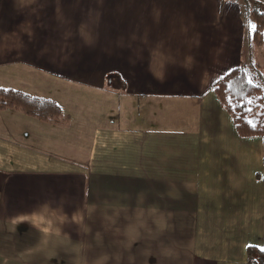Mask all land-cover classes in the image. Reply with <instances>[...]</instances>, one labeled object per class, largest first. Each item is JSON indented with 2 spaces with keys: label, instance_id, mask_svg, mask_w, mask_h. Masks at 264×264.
Returning <instances> with one entry per match:
<instances>
[{
  "label": "crops",
  "instance_id": "0c3cea01",
  "mask_svg": "<svg viewBox=\"0 0 264 264\" xmlns=\"http://www.w3.org/2000/svg\"><path fill=\"white\" fill-rule=\"evenodd\" d=\"M245 49L234 0H0V86L71 116L0 109V264H255L264 140L211 89Z\"/></svg>",
  "mask_w": 264,
  "mask_h": 264
},
{
  "label": "trees",
  "instance_id": "16d2710c",
  "mask_svg": "<svg viewBox=\"0 0 264 264\" xmlns=\"http://www.w3.org/2000/svg\"><path fill=\"white\" fill-rule=\"evenodd\" d=\"M234 1L240 6L245 29L246 60L219 78L211 89L231 114L238 135L264 139V67L251 56L253 48L264 47V2ZM6 108L19 109L44 121L68 122L71 118L55 98L0 86V109ZM247 254L252 263L264 264V249L249 245Z\"/></svg>",
  "mask_w": 264,
  "mask_h": 264
},
{
  "label": "rangeland",
  "instance_id": "374dc122",
  "mask_svg": "<svg viewBox=\"0 0 264 264\" xmlns=\"http://www.w3.org/2000/svg\"><path fill=\"white\" fill-rule=\"evenodd\" d=\"M248 47V46H247ZM251 56L253 57L254 61L261 64L263 67H264V47H255L252 49L251 51ZM246 60V58H245ZM55 99L59 100L58 102L63 106V109H64V106H67V104H63V101L60 100V98L56 97V96H53ZM78 104L79 103H76L75 106L76 108L78 107ZM61 121V120H59ZM87 136H81V139H80V144L79 145H76L75 146V149L76 151H73V150H70V149H66V151L62 150V149H59L57 147H54V146H51L49 143H40V144H35L36 146H33L34 148H37L39 149L40 151L46 153V156H49L51 157L50 155L54 156L55 158L61 160V159H66V158H69V159H72L74 161H76L78 163V165H82L83 163H85V161L87 162V158H88V155H89V147L91 145V141L90 139L88 138V135L89 134H86ZM4 137H8L12 140H14L12 137H9V136H4ZM17 139V138H16ZM26 137H22L18 140L20 141H25ZM264 140V139H263ZM73 139L70 140V142H72ZM252 146V144H251ZM258 145H254L252 147V150L255 149V151L258 150ZM247 153V152H245ZM256 159H257V162H252V164H254L252 167V173H251V170L249 171L247 168L249 167H246L245 169L247 170H244V175H248V177L250 178H261V180H264V147H263V152L258 151L256 152ZM66 156V157H65ZM49 160H53V159H49ZM76 163V164H77ZM74 164V163H72ZM243 173V171L241 172ZM252 180V179H251ZM248 181H250L248 179ZM263 186V191L261 192V194H258L257 195V198L259 200H264V184H262ZM264 203V201H262ZM264 206H262L263 208ZM245 237L248 238L250 237V232H247L245 234ZM256 238L253 237L252 240H255ZM88 246L87 245H81V253H80V264H88ZM148 253H152L150 248H145L144 250V254H148ZM68 264V263H66Z\"/></svg>",
  "mask_w": 264,
  "mask_h": 264
}]
</instances>
